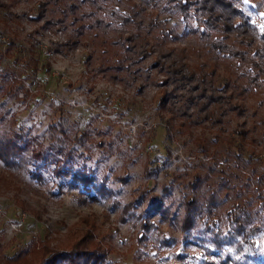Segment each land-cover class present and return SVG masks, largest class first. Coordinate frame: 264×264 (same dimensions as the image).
Wrapping results in <instances>:
<instances>
[{"label": "rangeland", "instance_id": "obj_1", "mask_svg": "<svg viewBox=\"0 0 264 264\" xmlns=\"http://www.w3.org/2000/svg\"><path fill=\"white\" fill-rule=\"evenodd\" d=\"M232 1L214 32L177 0H0V264H264V0Z\"/></svg>", "mask_w": 264, "mask_h": 264}, {"label": "trees", "instance_id": "obj_2", "mask_svg": "<svg viewBox=\"0 0 264 264\" xmlns=\"http://www.w3.org/2000/svg\"><path fill=\"white\" fill-rule=\"evenodd\" d=\"M177 3L181 6L183 10H188L190 6H193L196 11H199L202 14V22L205 24L206 28L212 30L214 32H224L225 30H230L232 28V21L230 17L235 13L239 12V7L237 4L234 3L232 0H177ZM255 5L260 3V0H254ZM258 8L264 9V7ZM225 18L226 20L222 19ZM219 22H218V21ZM258 47L252 48L254 53H257ZM238 108V104H236L235 109ZM13 149L10 141H4L3 143L0 142V158H5L7 155L10 156V150ZM38 150V149H35ZM17 153V152H16ZM16 157V159H15ZM13 160L16 162L15 164L11 165L13 169L19 171L21 164L23 162V156H14ZM190 196L187 199L186 203V225L190 226L194 220V198L192 199ZM243 209L242 216H236L235 219H232V228H235V232L226 234V237L230 240L235 241L234 246L235 249L238 250L241 247H248L250 248L254 243L255 240L252 237L257 231L260 230L258 224L252 221L251 212L249 209ZM76 254H78L76 252ZM243 260H241L238 264H249L247 259L251 256L247 253L245 254ZM54 256H52L53 258Z\"/></svg>", "mask_w": 264, "mask_h": 264}, {"label": "snow or ice", "instance_id": "obj_3", "mask_svg": "<svg viewBox=\"0 0 264 264\" xmlns=\"http://www.w3.org/2000/svg\"><path fill=\"white\" fill-rule=\"evenodd\" d=\"M245 2H247V0H245ZM261 15H264V13H262ZM262 31H264V26H261Z\"/></svg>", "mask_w": 264, "mask_h": 264}]
</instances>
